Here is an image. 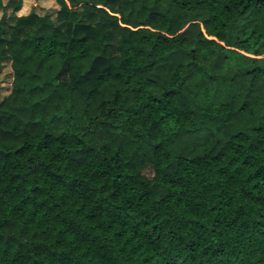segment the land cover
<instances>
[{
	"label": "trees",
	"instance_id": "trees-1",
	"mask_svg": "<svg viewBox=\"0 0 264 264\" xmlns=\"http://www.w3.org/2000/svg\"><path fill=\"white\" fill-rule=\"evenodd\" d=\"M54 1L0 0V264H264V0Z\"/></svg>",
	"mask_w": 264,
	"mask_h": 264
},
{
	"label": "rangeland",
	"instance_id": "rangeland-1",
	"mask_svg": "<svg viewBox=\"0 0 264 264\" xmlns=\"http://www.w3.org/2000/svg\"><path fill=\"white\" fill-rule=\"evenodd\" d=\"M4 4L7 5L6 17L9 18L12 15H18L21 11L22 5L25 2L26 13H36L40 16L51 15L54 16L59 10L60 7L54 0H21L20 9L16 12L15 5L17 0H3ZM19 16V15H18ZM0 14V19H1ZM13 76L11 75V70L9 67L3 68L0 72V100L7 96L10 92L11 82Z\"/></svg>",
	"mask_w": 264,
	"mask_h": 264
},
{
	"label": "crops",
	"instance_id": "crops-1",
	"mask_svg": "<svg viewBox=\"0 0 264 264\" xmlns=\"http://www.w3.org/2000/svg\"><path fill=\"white\" fill-rule=\"evenodd\" d=\"M4 2V1H3ZM6 5V4H5ZM26 8H25V2L22 5L21 11L18 13L19 16H27L29 15L28 13L25 12Z\"/></svg>",
	"mask_w": 264,
	"mask_h": 264
}]
</instances>
